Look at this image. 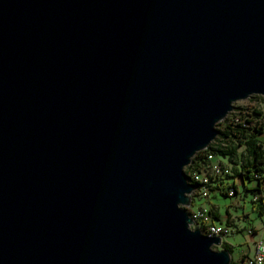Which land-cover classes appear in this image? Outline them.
<instances>
[{
  "label": "water",
  "instance_id": "1",
  "mask_svg": "<svg viewBox=\"0 0 264 264\" xmlns=\"http://www.w3.org/2000/svg\"><path fill=\"white\" fill-rule=\"evenodd\" d=\"M254 95L264 0H0V264H231L185 170Z\"/></svg>",
  "mask_w": 264,
  "mask_h": 264
},
{
  "label": "trees",
  "instance_id": "2",
  "mask_svg": "<svg viewBox=\"0 0 264 264\" xmlns=\"http://www.w3.org/2000/svg\"><path fill=\"white\" fill-rule=\"evenodd\" d=\"M251 98H264V96L254 95ZM236 110L217 124L219 135L210 143L208 150H202L193 157L192 164L185 171L190 179L191 169L205 163L204 157L211 152L226 158L233 167V173L226 178H230L229 180L234 183L238 195L242 192L233 180L235 178H239L244 185L242 194H246V191L253 193V207L262 218L264 217V110L257 106L253 108L237 106ZM238 117L239 121H235ZM246 181L254 183L253 186L248 187ZM219 194L229 196L226 192ZM212 210L213 218L216 219L217 208L213 206ZM203 229L202 227V231ZM252 230L255 232L254 229ZM225 246L231 251L229 243L225 242ZM245 258H242L241 263L232 260L231 264H243Z\"/></svg>",
  "mask_w": 264,
  "mask_h": 264
},
{
  "label": "built area",
  "instance_id": "3",
  "mask_svg": "<svg viewBox=\"0 0 264 264\" xmlns=\"http://www.w3.org/2000/svg\"><path fill=\"white\" fill-rule=\"evenodd\" d=\"M235 121H239V117ZM217 157L218 155L214 152L206 154L204 157L205 163L203 162L197 165L196 168L191 169L190 181L197 183L192 193V200L193 196L209 199L212 194L221 192H226L232 198L238 197L234 183L229 180L230 178H226L233 173L232 165L229 162L225 163L219 160ZM192 200L189 208L191 217L201 224L204 228L203 232L222 236L225 240L230 228L217 224L213 218L214 213L211 206L204 204L193 208ZM253 232V230L249 231L250 234H253ZM243 264H264V241L261 238L254 242L253 253L245 258Z\"/></svg>",
  "mask_w": 264,
  "mask_h": 264
},
{
  "label": "rangeland",
  "instance_id": "4",
  "mask_svg": "<svg viewBox=\"0 0 264 264\" xmlns=\"http://www.w3.org/2000/svg\"><path fill=\"white\" fill-rule=\"evenodd\" d=\"M264 96V95H263ZM236 106H249L259 107L264 110V98H248L246 100L239 101L235 103ZM219 160H222L225 163H228L226 158L218 157ZM188 167V166H187ZM186 167V170H187ZM247 186H251V183L246 181ZM254 184V183H253ZM239 191L243 193L244 185L238 182ZM242 193L238 195L237 198H232L230 196H223L218 193L212 194L209 199H203L197 196H193V208L199 207L200 205L212 203L217 205L221 213L224 215L222 221H217V224L228 226L230 228L229 233L225 236V242L231 244V254L234 262L242 261L243 251H248L247 246L250 243L251 237L249 231L252 230L255 226L259 228L254 238L261 237L264 241V217L258 216L253 207V198L254 195L251 191H246V194ZM206 201V202H205ZM232 205V206H231ZM227 210L231 213L230 219H226ZM246 213L247 215H245ZM214 249H218L216 246ZM253 253V252H252Z\"/></svg>",
  "mask_w": 264,
  "mask_h": 264
},
{
  "label": "crops",
  "instance_id": "5",
  "mask_svg": "<svg viewBox=\"0 0 264 264\" xmlns=\"http://www.w3.org/2000/svg\"><path fill=\"white\" fill-rule=\"evenodd\" d=\"M234 181H235V183L238 185V182L240 181L239 180V178H235V179H233ZM253 186V184H251V186H249V187H252ZM243 195V194H242ZM206 202V201H205ZM206 205H208V206H211V207H213V206H215L216 208H217V212H218V216H216V219H214L215 221L217 220H219V221H222V219L224 218V215L221 213V210H220V208L217 206V205H215V204H212V203H206ZM197 208V207H196ZM228 212H227V217H225L226 219H228V217L229 216H231V213L229 212V210H227ZM245 215H247L246 213H244ZM229 219H230V217H229ZM254 230H255V232H253V234L255 235L257 232H259V228L257 227V226H255L254 228H253ZM254 235H250V237H251V240H250V243L248 244V246H247V250L248 251H243V256H242V258H244V257H247V256H249V255H251L252 254V252H253V246H254V242L257 240V239H259V238H261V237H258L257 239L256 238H254L255 236ZM263 240V239H262ZM229 243V242H228ZM231 245V244H230Z\"/></svg>",
  "mask_w": 264,
  "mask_h": 264
},
{
  "label": "bare ground",
  "instance_id": "6",
  "mask_svg": "<svg viewBox=\"0 0 264 264\" xmlns=\"http://www.w3.org/2000/svg\"><path fill=\"white\" fill-rule=\"evenodd\" d=\"M236 108H237V106L234 108V110H233V111H235V112H236V111H237V110H236ZM233 111H232V112H233ZM209 146H210V145H209ZM208 149H209V148H208ZM208 149H207V150H208ZM189 180H190V179H189Z\"/></svg>",
  "mask_w": 264,
  "mask_h": 264
},
{
  "label": "clouds",
  "instance_id": "7",
  "mask_svg": "<svg viewBox=\"0 0 264 264\" xmlns=\"http://www.w3.org/2000/svg\"><path fill=\"white\" fill-rule=\"evenodd\" d=\"M236 106V105H235Z\"/></svg>",
  "mask_w": 264,
  "mask_h": 264
}]
</instances>
